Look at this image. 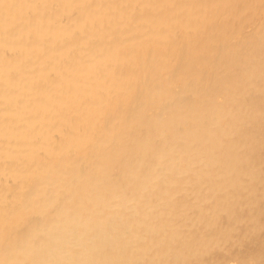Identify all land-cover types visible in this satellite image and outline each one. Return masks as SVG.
<instances>
[{"label": "bare ground", "instance_id": "6f19581e", "mask_svg": "<svg viewBox=\"0 0 264 264\" xmlns=\"http://www.w3.org/2000/svg\"><path fill=\"white\" fill-rule=\"evenodd\" d=\"M260 148L264 0H0V264L239 249Z\"/></svg>", "mask_w": 264, "mask_h": 264}, {"label": "rangeland", "instance_id": "374dc122", "mask_svg": "<svg viewBox=\"0 0 264 264\" xmlns=\"http://www.w3.org/2000/svg\"><path fill=\"white\" fill-rule=\"evenodd\" d=\"M258 21L260 24L261 21L260 20H258ZM261 127H263V125L260 126V129L262 130ZM257 148H259V146ZM258 151L259 152L255 156V159L261 165H263V163H264V154H263L264 151L261 148ZM259 155H260V158L258 157ZM261 161H262V163H261ZM263 199H264V197H263ZM261 202H260L261 205L259 204L260 206H258V211L263 212V213H259V214H262V215H260V217L262 216L263 218L260 219V223L264 226V203H263L264 200ZM252 208L256 210V208H254V206ZM248 211H251L250 208ZM252 212H254V210H252L251 213ZM239 214H240V211L238 212V215ZM249 214H250V212H249ZM251 233H252V235H251ZM251 233L249 235H247L245 232L243 233V235H242L243 241H240V243H242V245H241V248H239V249L236 248V244L239 242H236L235 244H233V241H232L233 239H231L230 241L227 242L226 245H223V247L215 249L214 251H212V253L208 254V256H204L203 260L208 261L205 264H218V262H220V261L222 262L221 264H236V263L243 264L241 261L244 260V258H246V257H250V258L254 257V260L251 261V264H264V244H263L264 243V227L261 228V231L253 230ZM253 237H255V238H253ZM236 238H238V237H236ZM236 238H234V239H236ZM252 245H253V247H252ZM214 261H216V262H214ZM230 261L232 263H230Z\"/></svg>", "mask_w": 264, "mask_h": 264}]
</instances>
